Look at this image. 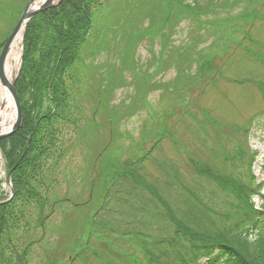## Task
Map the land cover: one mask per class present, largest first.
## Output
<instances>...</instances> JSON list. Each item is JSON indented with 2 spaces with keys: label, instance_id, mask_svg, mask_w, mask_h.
Here are the masks:
<instances>
[{
  "label": "rangeland",
  "instance_id": "1",
  "mask_svg": "<svg viewBox=\"0 0 264 264\" xmlns=\"http://www.w3.org/2000/svg\"><path fill=\"white\" fill-rule=\"evenodd\" d=\"M173 1L184 2L187 11L179 6L174 12L170 10L175 7ZM107 3L100 25H112L114 30L108 33V51L92 57L90 45L82 50V65L90 75L77 86L81 88V122L60 126L63 119H58L61 136L56 151L42 158L41 176L44 182L52 183L50 193L56 194L51 195L52 200L62 201L54 213L50 212L43 229L36 226L37 211L26 195L17 200L19 214L25 208L26 216L17 237L32 230L38 240L29 251L27 264H148L141 239L95 234L90 245L85 241L90 219L100 207L106 205L110 218L121 214L117 203L122 188L110 184V194L106 189L113 173H128L125 160L135 163L145 157L136 163L135 173L143 174L160 191L162 186L168 189L172 207L191 196L189 189L221 194L218 185L202 174L210 166L227 165L232 170V158L242 150L248 159L238 161L239 170L247 176L252 172L257 182H264V0ZM0 4L4 6L0 7L1 44L27 0H0ZM137 36L138 43L134 42ZM128 40L132 42L127 46L135 50V61L140 65L123 70ZM23 51L22 44L20 73ZM208 59L212 64L203 74L205 69L199 65H206ZM106 63H113V67L108 69ZM181 65L191 66L181 72ZM191 74L197 79H189ZM110 77L112 88L105 93ZM6 150L12 153L10 141ZM3 154L0 151V199L10 195ZM248 160L252 163L250 172ZM128 176L135 179L131 173ZM116 180L121 183V178ZM179 186L186 193L181 199ZM38 187L45 193L42 184ZM225 199H229L227 195ZM253 200L256 209L264 210V189ZM223 205L220 199L216 208ZM171 206L164 207L165 212ZM181 208L186 209V204L171 208V212L181 215ZM155 209L150 211L156 216ZM155 226L165 227L163 223ZM16 238L5 243L10 256L14 254L10 244L21 242ZM83 241V252L71 258Z\"/></svg>",
  "mask_w": 264,
  "mask_h": 264
},
{
  "label": "trees",
  "instance_id": "2",
  "mask_svg": "<svg viewBox=\"0 0 264 264\" xmlns=\"http://www.w3.org/2000/svg\"><path fill=\"white\" fill-rule=\"evenodd\" d=\"M108 1L64 0L57 7L34 17L28 25L24 62L17 81L24 120L16 133L0 140V147L10 168H13L24 153L28 142L30 146L20 164L13 170L14 197L9 202L0 204V264H27L29 251L38 242L33 238L32 230L20 233L21 236L17 237L19 234L17 229L26 218L25 208H22L19 214L20 206L17 200L26 195L37 211L36 226L43 229L46 228L50 212L54 213L58 202L62 201L58 198L52 200L51 195L56 194L55 191L50 193L52 183L44 182L41 176L42 158L52 156L56 151L61 136L58 133V130L61 131L58 129L61 122L58 119H63L64 124L60 126L72 124L77 126L81 122L80 114L83 109L78 97L81 88L77 86L87 81L90 75L84 70L86 66L82 65L84 64L82 50L90 45L92 57H97L102 51H108V33L112 32V25H100L107 14L110 3H107ZM2 4L6 6L3 2ZM173 5L175 7L170 8L173 12L178 6L187 11L182 1H173ZM4 6L0 4L2 9ZM253 17L251 20H254ZM138 35L141 36L140 31ZM139 39L137 36L134 42L138 43ZM5 41L0 44V49ZM131 42L128 40L124 46L127 50L124 51L126 56L123 70L140 65L135 61V50L127 46ZM122 43L125 42L122 40ZM211 64L212 60L208 59L206 65L209 66L199 65L205 69L203 74ZM105 65H108V69L113 67V63ZM190 66L184 65L186 68ZM184 67L180 66L181 72ZM195 76L191 74L188 78L197 79L193 78ZM204 80L205 77L199 85ZM108 81V87L104 88L105 93L108 90L110 92L112 88V78L110 77ZM46 102L48 105H45ZM65 114L68 116L63 117ZM69 121L72 123H65ZM9 141L12 153L6 150ZM62 155L64 156V152ZM246 155L245 150H242L232 158L235 162L232 170L227 165L218 168L210 166L205 169L202 177L205 180H213L220 192L223 191L222 195L216 194V190L210 194L206 190L189 189L191 196L182 198L186 193L182 187H177L180 190V199L182 198L180 204H186L187 207L181 208L183 211L181 215L176 213L177 211L171 212V208L176 210L180 204L171 206V201L167 199L170 194L168 189L162 186L160 191L143 174H136L135 165L139 161L133 163L134 161L125 160V169L135 179H131L126 172H115L111 175L108 185L117 184L122 188L121 199L117 203L121 214L117 213L118 215L110 218L106 205L100 207L90 219V227L86 230L88 233L86 244L90 245L95 234L99 236L119 234L123 237L132 236L135 240L141 239L148 255V264H264V210L256 209L253 200L255 195L261 194L264 182H257L256 176L250 172L252 164L250 160L248 176L239 170L238 161H246L248 159ZM145 160L146 158L143 159ZM118 178H121L120 184L116 180ZM41 184L45 188V193L39 190L38 186ZM110 190V187L106 189L109 194ZM114 191H111L112 195ZM226 195L229 199H225ZM214 196L219 200L223 199L225 205L217 209L216 203L219 200ZM168 203L171 207L169 212H165L164 207L168 208ZM151 207L158 210L155 209L156 216L151 213ZM168 221L172 224L170 225ZM158 223H163L165 227L157 228L155 225L158 226ZM15 238L21 239V242L10 244L14 253L10 256L5 243ZM85 241L73 254L74 257L77 258L83 252Z\"/></svg>",
  "mask_w": 264,
  "mask_h": 264
},
{
  "label": "water",
  "instance_id": "3",
  "mask_svg": "<svg viewBox=\"0 0 264 264\" xmlns=\"http://www.w3.org/2000/svg\"><path fill=\"white\" fill-rule=\"evenodd\" d=\"M37 0H29L25 10L23 11L19 21L17 22L16 26L14 27L13 31L9 35L4 47L1 50L0 53V82L6 86L12 96L13 103H14V108H15V113H16V118L13 121L12 125L9 127V129H6L4 131H0V138L6 137L8 135L13 134L16 132L23 120V109H22V104L20 100L19 93L16 88V82L18 78V73L12 78V80L8 79L6 76L5 70H6V65L8 62V58L10 56L13 44L15 40L18 38L20 32L24 30L26 32L27 25L29 22L32 20V18L37 15L40 12H43L49 8L56 7L59 5L63 0H43L41 3L37 4ZM25 37V33H24ZM24 40V38H23ZM18 165L16 163L15 167ZM7 182L10 185L12 195L14 194V186H13V181H12V170L8 169V176H7ZM8 201V200H7ZM0 202V204L5 203Z\"/></svg>",
  "mask_w": 264,
  "mask_h": 264
},
{
  "label": "bare ground",
  "instance_id": "4",
  "mask_svg": "<svg viewBox=\"0 0 264 264\" xmlns=\"http://www.w3.org/2000/svg\"><path fill=\"white\" fill-rule=\"evenodd\" d=\"M42 1L43 0H37L36 3L39 4ZM24 33V30L20 32L8 58L5 73L10 80L18 73ZM15 118L16 113L11 93L9 89L0 82V131L9 129Z\"/></svg>",
  "mask_w": 264,
  "mask_h": 264
}]
</instances>
